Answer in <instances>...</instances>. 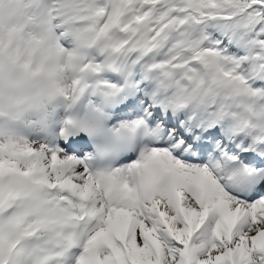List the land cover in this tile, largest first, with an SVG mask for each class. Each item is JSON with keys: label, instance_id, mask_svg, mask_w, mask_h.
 Wrapping results in <instances>:
<instances>
[{"label": "snow or ice", "instance_id": "snow-or-ice-1", "mask_svg": "<svg viewBox=\"0 0 264 264\" xmlns=\"http://www.w3.org/2000/svg\"><path fill=\"white\" fill-rule=\"evenodd\" d=\"M0 264H264V0H0Z\"/></svg>", "mask_w": 264, "mask_h": 264}]
</instances>
